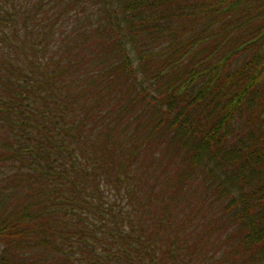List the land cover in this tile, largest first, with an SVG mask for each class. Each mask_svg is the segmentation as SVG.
Returning a JSON list of instances; mask_svg holds the SVG:
<instances>
[{
  "label": "trees",
  "instance_id": "1",
  "mask_svg": "<svg viewBox=\"0 0 264 264\" xmlns=\"http://www.w3.org/2000/svg\"><path fill=\"white\" fill-rule=\"evenodd\" d=\"M0 264H264V0H0Z\"/></svg>",
  "mask_w": 264,
  "mask_h": 264
}]
</instances>
